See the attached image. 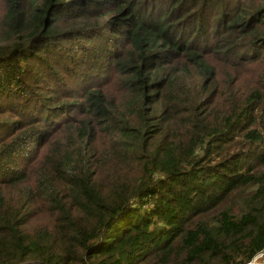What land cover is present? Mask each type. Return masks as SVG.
<instances>
[{"label": "trees", "instance_id": "obj_1", "mask_svg": "<svg viewBox=\"0 0 264 264\" xmlns=\"http://www.w3.org/2000/svg\"><path fill=\"white\" fill-rule=\"evenodd\" d=\"M263 250L264 0H0V264Z\"/></svg>", "mask_w": 264, "mask_h": 264}, {"label": "rangeland", "instance_id": "obj_2", "mask_svg": "<svg viewBox=\"0 0 264 264\" xmlns=\"http://www.w3.org/2000/svg\"><path fill=\"white\" fill-rule=\"evenodd\" d=\"M261 254H259L258 256H256L252 262V264H264V255L261 256Z\"/></svg>", "mask_w": 264, "mask_h": 264}, {"label": "built area", "instance_id": "obj_3", "mask_svg": "<svg viewBox=\"0 0 264 264\" xmlns=\"http://www.w3.org/2000/svg\"><path fill=\"white\" fill-rule=\"evenodd\" d=\"M262 253V255L261 256H263L264 255V250L263 251H261V252H259L256 256H258L259 254H261ZM255 256V257H256ZM254 257V258H255ZM254 258L251 260V261H249V262H247L246 264H252V262H253V260H254Z\"/></svg>", "mask_w": 264, "mask_h": 264}, {"label": "water", "instance_id": "obj_4", "mask_svg": "<svg viewBox=\"0 0 264 264\" xmlns=\"http://www.w3.org/2000/svg\"><path fill=\"white\" fill-rule=\"evenodd\" d=\"M18 264H43V263H39V262H21Z\"/></svg>", "mask_w": 264, "mask_h": 264}]
</instances>
